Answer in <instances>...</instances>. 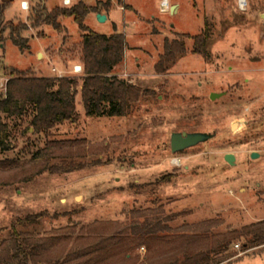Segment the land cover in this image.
<instances>
[{"label": "rangeland", "instance_id": "rangeland-1", "mask_svg": "<svg viewBox=\"0 0 264 264\" xmlns=\"http://www.w3.org/2000/svg\"><path fill=\"white\" fill-rule=\"evenodd\" d=\"M24 1L28 12L20 11ZM166 1L167 8L163 0H72L70 7L83 3L102 10L84 20L91 32L125 36V62L117 75L147 93L124 118L87 117L78 95L77 121L42 135H32V129L22 134L28 119L3 115L9 130L2 138L7 150L0 148V160L15 159L20 167L0 173V264L3 254L12 253L14 229L21 240L42 242L54 230L103 221L117 222L130 236L194 241L264 221V0H245L242 9L239 0ZM62 3L14 0L5 22L30 26L29 17L38 7L49 13ZM108 3L109 9H102ZM175 4L179 8L171 13ZM95 14L106 21L99 23ZM58 22L61 32L46 24L29 27L23 34L29 39L25 51L5 34L0 79L8 80L11 69L56 78V68L67 77H80L71 74L80 64L79 26L71 18ZM206 23L211 26L210 61L192 55L193 41L186 40V56L165 74L155 72L165 39L200 35ZM178 133L210 139L172 154L170 137ZM82 139L92 148L85 158L47 153L33 159L46 140ZM252 153L260 157L253 159ZM229 154L233 165L225 161ZM71 160L87 166L71 173L48 171L65 168ZM42 212L46 218L36 224L18 222ZM242 243L232 245L226 254L234 257L222 264H264V247L242 252ZM131 254L146 260L144 249Z\"/></svg>", "mask_w": 264, "mask_h": 264}, {"label": "trees", "instance_id": "trees-1", "mask_svg": "<svg viewBox=\"0 0 264 264\" xmlns=\"http://www.w3.org/2000/svg\"><path fill=\"white\" fill-rule=\"evenodd\" d=\"M13 1L0 0V42L7 34V39L21 51L28 50L29 39L24 38L23 34L29 27L39 29L42 24H46L61 32L62 26L58 20L71 18L79 26L81 34L78 59L82 74L78 78H38L14 69L9 70L6 74L9 80L6 90L0 93V148L7 150L2 138L9 130L3 115L16 119L15 121L28 119L27 129L22 134L32 129V135H42L61 123L77 121L78 95L87 117H127L130 106L137 103L147 91H141L117 75L125 62V36L113 33L106 37L91 32L84 26L86 17L92 12L101 13L102 10L83 3L74 4L72 7H58L49 13L38 7L29 17L30 26L27 23L15 25L11 21L5 22V14ZM108 7L109 3L102 6V9L108 10ZM210 35L211 26L206 23L200 35L192 38L188 35H177L178 39L171 42L165 39L163 52L154 67L155 72L165 74L179 59L186 56V40L193 41L192 55H199L207 62L210 61ZM4 72H7L6 69ZM45 144V148L36 153L33 159L47 153L53 154L55 158L63 155L69 159L76 156L85 158L86 152L92 150L85 139L46 140ZM85 166L87 163L77 165L71 160L65 168L53 166L48 171L56 174L71 173ZM19 167L20 162L15 159L0 160V173L12 172ZM46 215L47 212L30 214L18 222L36 224L45 219ZM118 227L117 222L103 221L80 228L69 225L54 230V236L42 241L43 243L21 240L22 235L13 228L15 238L12 253L2 255V264H222L234 257L226 253L236 242L243 241L242 252L264 247V221L252 223L239 231L231 230L211 237H198L194 241L165 235L130 236L127 228L120 230L119 227V230H115ZM81 244L84 246L80 247ZM141 249L145 250V262H140L139 255L132 258L131 253ZM219 256L222 258L218 259Z\"/></svg>", "mask_w": 264, "mask_h": 264}, {"label": "water", "instance_id": "water-1", "mask_svg": "<svg viewBox=\"0 0 264 264\" xmlns=\"http://www.w3.org/2000/svg\"><path fill=\"white\" fill-rule=\"evenodd\" d=\"M175 11V7L171 9V13ZM96 18L99 23H103L106 21V16L102 14H97ZM214 98V96H212ZM210 139L208 135L195 133V134H186V133H178L173 134L170 137L171 140V153L179 154V152L185 151L187 149L193 148L199 143L206 142ZM252 158L257 159L260 156L256 153H252ZM225 161L227 164L233 165L235 158L233 155L229 154L225 156Z\"/></svg>", "mask_w": 264, "mask_h": 264}, {"label": "built area", "instance_id": "built-area-1", "mask_svg": "<svg viewBox=\"0 0 264 264\" xmlns=\"http://www.w3.org/2000/svg\"><path fill=\"white\" fill-rule=\"evenodd\" d=\"M72 4V0H63V5L65 7H69ZM239 7L242 9L244 6H246L247 4L245 3V0H239L238 1ZM29 3L27 1L21 2L20 3V11L24 12H28L29 10ZM52 73L55 75L56 78L60 79V78H65L67 77L65 75V73L63 71H58L56 68H52ZM72 76H76L79 74H82V67L81 65H76L72 68L71 71ZM9 80H2L0 79V90L5 92L6 90V86ZM236 248L238 247L237 245L235 246Z\"/></svg>", "mask_w": 264, "mask_h": 264}, {"label": "crops", "instance_id": "crops-1", "mask_svg": "<svg viewBox=\"0 0 264 264\" xmlns=\"http://www.w3.org/2000/svg\"><path fill=\"white\" fill-rule=\"evenodd\" d=\"M163 2H166V4H167V1H166V0H163ZM163 2H162V7H163ZM62 4H63V3H62ZM63 7H65V6L63 5ZM167 7H168V6H167ZM173 7L177 8V9L179 8V6H177L176 4H175V6H173ZM173 7H172V8H173ZM172 8H171V9H172ZM162 11H165L164 8H162ZM96 15H97V14H95V16H96ZM76 65H80V64H76ZM76 65H74V66H76Z\"/></svg>", "mask_w": 264, "mask_h": 264}, {"label": "bare ground", "instance_id": "bare-ground-1", "mask_svg": "<svg viewBox=\"0 0 264 264\" xmlns=\"http://www.w3.org/2000/svg\"><path fill=\"white\" fill-rule=\"evenodd\" d=\"M163 7L167 8L166 2H163Z\"/></svg>", "mask_w": 264, "mask_h": 264}]
</instances>
